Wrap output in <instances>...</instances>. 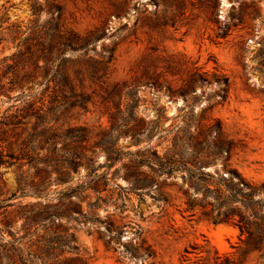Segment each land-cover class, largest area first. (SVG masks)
Here are the masks:
<instances>
[{
	"label": "rangeland",
	"instance_id": "obj_1",
	"mask_svg": "<svg viewBox=\"0 0 264 264\" xmlns=\"http://www.w3.org/2000/svg\"><path fill=\"white\" fill-rule=\"evenodd\" d=\"M214 137L264 181V0H0V264L233 254L186 210Z\"/></svg>",
	"mask_w": 264,
	"mask_h": 264
},
{
	"label": "trees",
	"instance_id": "obj_2",
	"mask_svg": "<svg viewBox=\"0 0 264 264\" xmlns=\"http://www.w3.org/2000/svg\"><path fill=\"white\" fill-rule=\"evenodd\" d=\"M188 145L192 153L198 154L193 160L197 172L189 170L195 177L193 193L197 195L192 201L190 194L185 192L186 210L192 215L197 208L202 219L214 224L230 223L239 232V242L234 246L233 254L208 249L203 264H244L249 260H254L252 264H264V181L254 182L232 166L230 160L235 143L231 140L222 137L195 139ZM175 158L172 155L170 162L180 163V159ZM218 161L220 167H217ZM210 165L214 167L213 172L203 170ZM143 246L144 241L142 250L151 256L152 249ZM184 251L189 252L187 248Z\"/></svg>",
	"mask_w": 264,
	"mask_h": 264
}]
</instances>
